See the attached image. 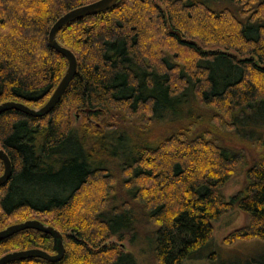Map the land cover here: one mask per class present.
Wrapping results in <instances>:
<instances>
[{
  "label": "trees",
  "instance_id": "16d2710c",
  "mask_svg": "<svg viewBox=\"0 0 264 264\" xmlns=\"http://www.w3.org/2000/svg\"><path fill=\"white\" fill-rule=\"evenodd\" d=\"M93 1L0 0V104L46 103L67 69L49 30ZM157 1L120 0L64 26L56 39L77 70L58 104L40 118L0 114V146L12 164L0 226L26 210L70 231L60 261L9 264H137L112 238H127L155 264H182L203 256L213 223L235 208L247 221L228 240L264 242V0ZM149 34L168 49L143 50ZM181 48L195 56L183 61ZM71 110L109 121L71 125ZM231 132L256 142L251 154L221 146ZM236 175L244 184L226 199L222 188ZM90 186L96 197L84 194ZM51 240L24 230L0 241V257L54 253ZM234 264H264V253Z\"/></svg>",
  "mask_w": 264,
  "mask_h": 264
},
{
  "label": "rangeland",
  "instance_id": "374dc122",
  "mask_svg": "<svg viewBox=\"0 0 264 264\" xmlns=\"http://www.w3.org/2000/svg\"><path fill=\"white\" fill-rule=\"evenodd\" d=\"M155 2L158 4V1L155 0ZM24 4V2H23ZM142 26L144 24H141ZM151 27H147V30L149 31ZM168 30H165L163 33L166 36V33ZM150 34L148 35V37ZM155 40L149 37L146 43H143V50H145L147 53H154L158 52L159 49H168L167 46L164 44V41H157L156 44H154ZM196 41V40H193ZM197 42V41H196ZM160 43V44H159ZM198 46L201 48V50H211L216 49L214 47H211V45H204L197 42ZM72 49V48H71ZM74 51V50H73ZM180 57L183 58V61H189L193 56H195V53L190 49H179ZM234 54V52L229 51ZM42 106V105H41ZM41 106L35 107L39 108ZM68 116L71 125H81L85 123H91L92 125L96 124V126H103L108 124L107 119H102L100 121H95L92 118H89L87 116L88 113H84L81 110H71L68 111ZM226 130V129H225ZM228 131V130H226ZM231 134V135H230ZM256 142L250 141L247 139H236L232 132L229 133L224 141H221V146L225 147L229 150L233 151H245L246 154H251L249 149H252V145H255ZM247 147V148H245ZM254 148V147H253ZM249 158V157H248ZM3 170L0 169V175L2 174ZM244 184V178L242 175H236L233 177L223 188L222 193L225 196L226 199H229L232 195H234L238 190L242 188ZM95 187H87L84 189V194L96 197L95 194ZM83 205V204H82ZM76 213L74 211L73 215L75 219H79L83 212H81L78 209H76ZM35 219L42 222L47 223L48 225H51L53 227L59 228V225L55 222L52 216L46 215V216H37L35 214H32L26 210H20L18 211L13 217L6 219L5 224L0 226V230L4 229L7 226H10L12 224L20 223L26 220ZM246 214L241 211L238 208H235L234 210L224 214L220 217V219L217 222L213 223V235L212 240L209 243L208 247L204 249L203 256L197 259H190L184 261L182 264H234V262H244L247 259L253 258L258 254L264 253V242L260 240H233L229 241L228 236L231 234L234 230L238 229L239 227L243 226L246 223ZM60 229V228H59ZM70 235V231H64L63 235ZM109 242L115 243V245L124 251L130 252L134 255L137 264H155L153 261H149V258L147 255L143 254L140 246H131L129 245L128 239L126 238L122 242H118L115 238H112V240H109ZM139 242V240L137 241ZM64 244H67V240L65 239ZM51 246H52V240H51ZM214 254V258L210 259V256Z\"/></svg>",
  "mask_w": 264,
  "mask_h": 264
},
{
  "label": "water",
  "instance_id": "95a60500",
  "mask_svg": "<svg viewBox=\"0 0 264 264\" xmlns=\"http://www.w3.org/2000/svg\"><path fill=\"white\" fill-rule=\"evenodd\" d=\"M120 0H96L83 6L74 8L60 16L51 26L48 33V45L51 49L61 54L67 61V69L60 82L52 92L49 99L39 108H31L19 101H7L0 104V114L15 110L25 115L40 118L49 114L62 98L65 90L74 78L77 70V59L75 54L61 46L56 39L57 33L69 23L88 16H93L105 12L115 7ZM171 33L173 31H170ZM179 35V34H177ZM192 44V41L188 42ZM88 113V110H85ZM0 161L3 165V172L0 175V187L10 178L12 173V164L6 152L0 146ZM24 230H35L47 234L52 239V249L54 253H49L39 248H30L25 250H15L3 254L0 257V264H9L12 262L36 258L47 262L60 261L65 253L63 235L54 227L46 225L38 220L30 219L20 223L12 224L0 230V241L7 239L14 234Z\"/></svg>",
  "mask_w": 264,
  "mask_h": 264
}]
</instances>
